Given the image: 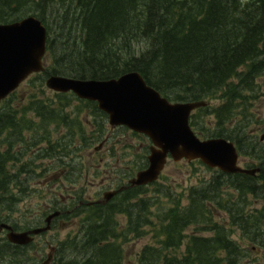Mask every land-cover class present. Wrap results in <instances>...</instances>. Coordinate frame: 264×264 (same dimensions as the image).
<instances>
[{
  "label": "trees",
  "instance_id": "16d2710c",
  "mask_svg": "<svg viewBox=\"0 0 264 264\" xmlns=\"http://www.w3.org/2000/svg\"><path fill=\"white\" fill-rule=\"evenodd\" d=\"M27 15L46 24L52 64L26 81L25 98L14 92L0 105V223L22 230L9 210L29 194L25 181L41 170L40 175L60 171L63 181L74 183L83 151L109 132L108 115L96 102L55 93V107L52 98L37 95L38 88L45 90L46 77L111 79L138 71L172 101L220 100L196 110L192 127L203 138L234 141L262 170L257 176L219 172L185 195L165 193L167 199L160 197L159 182L152 189L128 188L105 204H81L77 190L67 206L55 201L52 206L84 214L79 231L58 244L52 264H124V243L147 234L152 243L137 264H242L245 250L231 236L234 227L264 248V208H246L248 197L264 198V141L251 130L259 120L251 108L261 93L257 79L264 74V0H0L1 23ZM70 96L80 103L74 115L65 112ZM85 110L91 122L81 120ZM63 127L66 131L56 136ZM147 152L145 147L137 153L128 177L147 165ZM224 187L238 196L225 195ZM214 205L228 211L230 228L214 222ZM118 214L126 215L127 225H120ZM191 227L195 231L188 233ZM38 260L34 243L21 246L0 238V264Z\"/></svg>",
  "mask_w": 264,
  "mask_h": 264
},
{
  "label": "water",
  "instance_id": "95a60500",
  "mask_svg": "<svg viewBox=\"0 0 264 264\" xmlns=\"http://www.w3.org/2000/svg\"><path fill=\"white\" fill-rule=\"evenodd\" d=\"M47 40L46 25L34 15L11 23H0V103L30 75L45 70ZM46 85L57 92H73L81 99L96 101L99 108L109 115L111 127L126 126L151 139L149 166L130 180L132 187L158 180L169 156L175 161L201 159L209 167L226 173L254 175L260 171V168L239 166L240 155L233 141L224 137L202 140L195 133L190 125V116L195 109L205 106V101L171 102L149 85L138 71L111 79L50 75ZM126 188L123 186L105 192L100 202L110 200ZM59 213L49 216L47 222L50 223ZM49 228L47 225L17 232L12 226L1 224L0 234L7 229V238L12 243L28 244L33 235ZM51 260L52 254L42 264H50Z\"/></svg>",
  "mask_w": 264,
  "mask_h": 264
},
{
  "label": "rangeland",
  "instance_id": "374dc122",
  "mask_svg": "<svg viewBox=\"0 0 264 264\" xmlns=\"http://www.w3.org/2000/svg\"><path fill=\"white\" fill-rule=\"evenodd\" d=\"M45 62L47 65L52 64V61L48 57H45ZM258 83L260 84L262 93L259 95V99L253 102L251 108L252 111L258 115L259 120L258 122H254L251 130H254L255 133L261 137L264 135V74L258 77ZM26 84L28 83H23L17 90V94L22 98L28 95L29 88ZM44 88L45 90L43 92L41 88H38L42 93L37 89V95L41 98H52L55 107H57L59 105V99L55 97V92L50 90L46 85H44ZM65 103L68 105L65 108V112L70 115L75 114L77 106L80 104L78 100L71 96L65 100ZM210 103L212 105H217L220 104V100H210ZM80 117L81 120L83 118V121L88 123L92 121L91 118L93 116L90 114L89 110H85ZM209 119L213 120V117ZM90 127L94 128L92 125ZM51 128L55 129L56 125L53 124ZM65 131V127L59 128V132L58 134L56 133V136H59L61 132L64 133ZM108 134L110 136L109 141L105 142V145L102 146V150L96 151L95 149L100 146L101 142L93 141L92 147L83 151L82 160L84 163L82 172L80 173L77 171V173L74 174V177H72L74 183L63 181L62 176H60V171H52L51 173L40 175L41 170H37V174H33V180L29 178L25 181V184L26 182L28 183L27 192H29V194L14 207L13 211L9 210L16 224L23 228L35 227L36 225L33 224H35L37 220H44L46 214L49 213L50 210H54L52 206L55 202L58 201L63 203L67 201L70 197L69 194L77 190L82 191L81 194L85 201H95L101 199L105 191L115 189L117 187V181L124 180V182L127 183V172L130 170V161L133 162L135 158L134 154L140 153L142 149L146 147L148 141L126 128L111 130ZM250 161L252 162L250 157H245L241 158L240 163L241 165H245ZM14 171L16 170L13 169L12 172ZM215 176H217L215 170L209 169V167L202 163H190L188 161L174 162L172 160L165 167L163 176L160 179L162 183L160 197L167 199L165 193L169 191L184 193L185 195L189 192L190 186H201ZM224 189H227V187H224ZM232 193L238 196V192L235 190H225V195ZM148 195H152V193L149 191ZM247 201L249 203L246 208L249 212L264 208V198L248 197ZM183 203L186 204L187 200L184 199ZM7 211V209L3 210V215ZM75 212L77 213L76 208L70 211L71 215L69 217L61 219L63 221L57 223L53 230L42 237L37 236L35 239L37 243L36 247L40 245L43 246L45 240L58 243V241L65 240L76 234L79 231L81 219H83L84 214L77 215ZM118 219L121 225L125 226L126 217L121 214L118 215ZM215 220L227 228H230L232 225L229 224L230 221L227 210L220 209V207L219 210H215ZM192 228L193 227L188 230V233L192 231ZM232 233L234 240L248 250H245L248 254L242 256V264H264V248L262 246L257 245V249L254 248L256 244L250 243L248 238L243 236L244 233L239 227H234ZM203 235L210 234L204 233ZM150 243H152L151 234L139 238L132 236L131 240L124 243L126 253L124 264H137L140 253ZM45 248L44 256L49 253L48 245H45Z\"/></svg>",
  "mask_w": 264,
  "mask_h": 264
}]
</instances>
